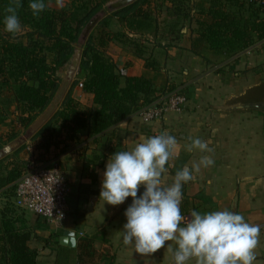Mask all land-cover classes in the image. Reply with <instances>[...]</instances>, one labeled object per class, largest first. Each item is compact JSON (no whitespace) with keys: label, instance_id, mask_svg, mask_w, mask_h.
<instances>
[{"label":"crops","instance_id":"1","mask_svg":"<svg viewBox=\"0 0 264 264\" xmlns=\"http://www.w3.org/2000/svg\"><path fill=\"white\" fill-rule=\"evenodd\" d=\"M212 2L233 13L240 22L264 19V7L258 0H203V7ZM165 4L167 19L150 6L151 17L135 28L112 18L114 25L110 26L123 35L112 41L108 50L121 71V86L127 75L141 73L143 57H148L175 85L172 90L184 93V106L147 123L134 110L99 132L83 128L77 139L64 133L57 141L54 157L67 180L65 220L55 226L23 210L37 264H172L167 247L153 254H140L134 246L123 243L124 212L131 197L117 206L99 199L103 172L111 155L131 150L144 138L163 131L175 136L180 146L178 158L164 174L166 184L172 183L177 169L190 166L202 155L214 160L211 167L194 172L195 179L183 186L181 213L185 216L191 210L203 213L228 209L242 214L250 224L260 225L254 264H264V36L252 31L250 44L233 54H215L207 47L198 51L192 48L196 2L168 0ZM183 10L188 13L183 15ZM145 43L151 46L147 48ZM136 47L142 50L137 52ZM74 94L81 101L88 96L80 86L74 88ZM189 136L206 141L211 152L185 151ZM143 190L141 186L140 192ZM7 201H12V194L0 188V209ZM65 230L73 231L75 245L59 242ZM84 239L89 240L90 249L79 247ZM0 264L11 263L0 257Z\"/></svg>","mask_w":264,"mask_h":264},{"label":"trees","instance_id":"2","mask_svg":"<svg viewBox=\"0 0 264 264\" xmlns=\"http://www.w3.org/2000/svg\"><path fill=\"white\" fill-rule=\"evenodd\" d=\"M105 1L62 0L60 5H54L44 0L46 8L34 17L29 8L30 0H20L17 14L21 25L27 28L26 40L6 38L0 41V97L2 101L10 98L16 103L17 113L25 125L51 101L59 85L58 67L70 57L83 27L97 13L100 18L81 44L79 70L83 78L72 80L58 107L38 130L47 128L55 119L60 122L61 131L77 139L83 128L99 132L175 87L158 63L148 57H143L141 73L127 75L124 85H120L121 71L111 59L108 48L123 32L110 26L111 19L117 17L122 24L135 28L143 19L151 17V0H133L103 14L101 7ZM10 2L0 0V23H3L5 8ZM196 5L197 29L192 38L195 50L207 47L215 54H233L250 44L252 31L264 36L263 18L240 22L215 2L204 8L203 0H198ZM136 50L142 49L136 47ZM77 86L88 94L85 101L74 95ZM1 114L0 120L3 119ZM14 137V132L7 134L8 140ZM15 177L12 171L0 174V188L12 194ZM29 239L23 210L7 201L0 209L1 259L11 264H37L36 251L30 247ZM82 245L90 249L88 239L79 243V247Z\"/></svg>","mask_w":264,"mask_h":264},{"label":"clouds","instance_id":"3","mask_svg":"<svg viewBox=\"0 0 264 264\" xmlns=\"http://www.w3.org/2000/svg\"><path fill=\"white\" fill-rule=\"evenodd\" d=\"M20 7V0H11L5 8L4 31L13 37L22 30L17 14ZM29 8L38 17L46 4L44 0H30ZM187 139L185 151L211 152L208 143L199 137ZM179 147L177 138L163 131L108 159L99 199L117 206L132 198L124 212L123 243L134 246L140 254H153L167 247L172 264L192 260L195 264H254L260 225L250 224L242 214L228 209L203 213L191 210L188 217L181 213L183 186L195 179L194 172L211 167L214 160L202 155L190 166L177 169L172 183L166 184L164 174L178 158Z\"/></svg>","mask_w":264,"mask_h":264},{"label":"rangeland","instance_id":"4","mask_svg":"<svg viewBox=\"0 0 264 264\" xmlns=\"http://www.w3.org/2000/svg\"><path fill=\"white\" fill-rule=\"evenodd\" d=\"M110 1L112 0H107L102 4L101 9L103 10V14H106L109 12L110 9L108 8L107 4ZM167 1L168 0H151L150 1V6L152 7V11L154 10L156 11L157 9H159V13H161L162 17L166 16L165 19H167L169 15L167 12V9L163 7L166 5L165 3H167ZM197 1L198 0H194V2H197ZM53 3L55 5L57 4L60 5V3L62 2L61 0L60 1L53 0ZM196 8L198 10V7ZM193 18L196 24L195 29H197V18L196 16H194ZM112 24H113V21H111L110 25L112 26ZM21 27H22L21 32L18 33L15 37H13L12 34L4 31V24L0 23V41L1 39H6V38H10L16 41H25L26 40L25 32L27 28L23 25H21ZM195 33H196V30H195ZM84 39L85 37L80 36L78 41L74 43V47L75 48L78 47L80 49V52L82 48L81 44L83 43ZM145 44L148 45L147 48L151 46V44H147V43ZM72 54L73 52L71 53L70 57L58 67L56 71L57 77L59 78V84L61 83L62 79L66 75ZM74 78H78L80 80L83 78V74L82 72H80L79 67L74 72L70 83L72 82ZM9 99L10 98H7V99H4V101H2L0 97V113H2L1 115L3 116V119L0 120V149L13 140H16V139L17 140L19 139V140H18V143L14 147H12L8 152H5L0 156V174L9 173L10 171H12L17 176L22 171L29 168V166L31 165L40 164L45 160L55 158L54 155L56 153L55 150L57 148V141H59L60 139L64 137L65 132L59 129L60 122L55 119H52L51 123L49 124L47 128L44 127L41 130H38L44 124L43 123L36 130L29 131V127L31 123L41 114L43 110L40 111L34 117L31 123H29L28 125H25L24 121H22L21 119V116L17 113L18 109H17L16 103L12 100L10 101ZM9 132L15 133V137L11 140H8L7 138V134ZM61 135L63 136L61 137ZM4 195L6 196V193H4Z\"/></svg>","mask_w":264,"mask_h":264},{"label":"built area","instance_id":"5","mask_svg":"<svg viewBox=\"0 0 264 264\" xmlns=\"http://www.w3.org/2000/svg\"><path fill=\"white\" fill-rule=\"evenodd\" d=\"M258 2L264 7V0ZM185 100L182 91L169 90L137 108L135 113L147 123L162 117L169 110L180 111ZM12 183L11 202L15 206L40 215L55 226L62 224L68 211V186L56 158L29 166Z\"/></svg>","mask_w":264,"mask_h":264},{"label":"water","instance_id":"6","mask_svg":"<svg viewBox=\"0 0 264 264\" xmlns=\"http://www.w3.org/2000/svg\"><path fill=\"white\" fill-rule=\"evenodd\" d=\"M131 1H133V0H112L107 4V6L109 9H116V8H119L121 6H124L128 3H130ZM99 18H100V14L97 13L87 21V23L85 24V26L83 27V29L81 31V35L83 37H85L89 33V31L91 30V28L93 27V25L96 23V21ZM79 59H80V49L77 47L74 49L73 54L71 56L70 64H69V67L67 69L66 75L64 76L61 83L59 84L53 98L51 99L49 104L45 107V109L41 112V114L31 123V125L29 127V131L36 130L38 127H40L52 115V113L58 107L60 101L62 100V98L65 94V92L68 89V86L70 84V81H71V78H72L74 72L79 67ZM18 140L17 139L13 140L10 143H8L7 145L3 146L0 149V156L3 153L8 152L12 147H14L18 143ZM59 242L67 244V245H71V246L75 245V238L73 235V231L65 230L63 232V235H61L59 237Z\"/></svg>","mask_w":264,"mask_h":264}]
</instances>
